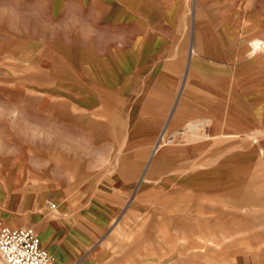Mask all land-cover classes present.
I'll use <instances>...</instances> for the list:
<instances>
[{
  "label": "crops",
  "instance_id": "1",
  "mask_svg": "<svg viewBox=\"0 0 264 264\" xmlns=\"http://www.w3.org/2000/svg\"><path fill=\"white\" fill-rule=\"evenodd\" d=\"M195 2L79 0L83 16L107 30L98 42L30 35L32 71L12 102L26 101L37 122L86 131L111 149L108 166L95 170L55 145L9 134L20 154L0 159V219L34 227L56 262L41 238L49 229L59 238L53 222L77 243L71 264L86 251L80 264H130L112 256L120 225L151 210L166 222L169 209L206 207L221 210L213 223L238 225V250L224 264H264V211L230 216L232 208H264V60L245 54V33L259 20L247 15L259 9ZM32 156L48 167H31ZM144 252L135 264H150Z\"/></svg>",
  "mask_w": 264,
  "mask_h": 264
},
{
  "label": "rangeland",
  "instance_id": "2",
  "mask_svg": "<svg viewBox=\"0 0 264 264\" xmlns=\"http://www.w3.org/2000/svg\"><path fill=\"white\" fill-rule=\"evenodd\" d=\"M2 2H15L21 8L27 10L30 6L36 4L37 0H2ZM43 2L48 9V15L55 22L63 20L73 4V0H43ZM75 2L78 4L79 0H75ZM96 2H100V0H96ZM192 3L196 6L195 0H192ZM254 7L259 9L260 15L258 17L255 10H251L247 15V19L252 23L259 20L256 22L255 27L252 26V31L245 33L247 38L245 54L250 55V61L256 62L258 59L264 60V0H235L234 8L249 10ZM30 35L34 38L33 42H36V38L39 42L40 37L51 36L40 30L35 22L27 32H13L6 25L0 24V100L12 102L14 98L13 89L19 88L20 82L23 81L20 80L21 77H25L32 71L27 57L31 53V45L32 47L35 45L30 42ZM23 82L22 86L25 85ZM4 93L6 96L3 95ZM249 139L253 140L255 138L250 137L247 140ZM256 139L260 142L259 137H256ZM260 146L263 148V142H260ZM261 175L262 181L260 183L263 186L264 171ZM184 199L189 202L188 197ZM199 204H206V201H200ZM256 208H232L230 216L237 219V215L242 213L247 218L252 219L254 214L264 211V208ZM220 214L221 210L217 213H211V209L206 207H198L197 209L183 207L180 213L176 211L177 218L174 217L173 209H169L165 214L166 222L163 220L158 222L157 210H151L148 214L149 217L144 218V221L140 216L131 224L127 223L119 226L115 232L117 238L110 241L112 256L116 262L126 263L125 259L130 264H135L137 262L135 260L140 259L143 252L148 249L150 264L227 263L234 259V253L238 250L240 241L235 238L238 236L236 234L238 225L231 224L227 229V226L221 222L213 223V220H221ZM172 218L176 221L180 219L179 223L174 225ZM5 221L16 225L15 221ZM50 227L56 229L59 238L54 240L50 236L51 229H49L41 234L43 243H50L57 255L59 264H71L75 255L72 247H77L76 241L71 239L72 237L66 234V229L60 228L57 223H51ZM148 234L149 240L141 238ZM64 237L67 240L71 239L70 242L62 239ZM86 253L72 264H80ZM3 263L4 261L0 259V264Z\"/></svg>",
  "mask_w": 264,
  "mask_h": 264
},
{
  "label": "clouds",
  "instance_id": "3",
  "mask_svg": "<svg viewBox=\"0 0 264 264\" xmlns=\"http://www.w3.org/2000/svg\"><path fill=\"white\" fill-rule=\"evenodd\" d=\"M33 22L43 32L63 38L66 43L78 42L88 47L94 41L98 42L107 31L98 28L97 21L84 17L75 0L59 22L50 18L43 0H37L27 10L15 2L0 0V24L6 25L9 30L27 32ZM26 109V101L0 100V159L15 158L20 154V147L9 139L11 134L25 143L55 145L61 152L87 161L88 166L95 170L108 166L111 149L106 144H98L86 131L70 129L57 121L37 122L28 116ZM28 163L38 170L49 164L37 156H32ZM70 172L67 170L64 174L69 175Z\"/></svg>",
  "mask_w": 264,
  "mask_h": 264
},
{
  "label": "built area",
  "instance_id": "4",
  "mask_svg": "<svg viewBox=\"0 0 264 264\" xmlns=\"http://www.w3.org/2000/svg\"><path fill=\"white\" fill-rule=\"evenodd\" d=\"M47 204L54 208L52 201ZM0 259L5 264H57L32 226L11 227L0 219Z\"/></svg>",
  "mask_w": 264,
  "mask_h": 264
},
{
  "label": "bare ground",
  "instance_id": "5",
  "mask_svg": "<svg viewBox=\"0 0 264 264\" xmlns=\"http://www.w3.org/2000/svg\"><path fill=\"white\" fill-rule=\"evenodd\" d=\"M42 240H43V239H42ZM66 259H67V258H66ZM3 264H4V263H3ZM57 264H59L58 261H57Z\"/></svg>",
  "mask_w": 264,
  "mask_h": 264
}]
</instances>
